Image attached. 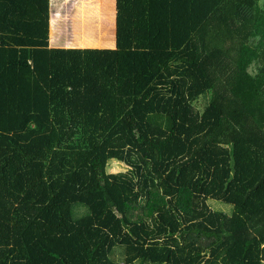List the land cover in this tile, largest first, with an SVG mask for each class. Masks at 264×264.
Listing matches in <instances>:
<instances>
[{
    "label": "trees",
    "instance_id": "obj_1",
    "mask_svg": "<svg viewBox=\"0 0 264 264\" xmlns=\"http://www.w3.org/2000/svg\"><path fill=\"white\" fill-rule=\"evenodd\" d=\"M146 12L164 56L153 74L122 54L137 76L118 115L117 60L91 74L110 53L49 49V0H0V264H264V0Z\"/></svg>",
    "mask_w": 264,
    "mask_h": 264
},
{
    "label": "crops",
    "instance_id": "obj_2",
    "mask_svg": "<svg viewBox=\"0 0 264 264\" xmlns=\"http://www.w3.org/2000/svg\"><path fill=\"white\" fill-rule=\"evenodd\" d=\"M59 1V2H58ZM52 0H49V49L52 50H64V51H79L88 49L91 51H96L100 53H110L108 57L103 58L102 56H99L97 61V66L99 64H102L104 60H107L108 58L112 61L117 60L118 62L122 61V54L124 52H132V51H138L136 47V40L143 36L144 34H139L141 31L142 33H146L147 36V12H146V6H147V0H142L141 4L138 0H96L94 3V7L96 6V10L99 13H102V15L96 16V23H97V30L98 31H104L103 27L105 29H110L111 35L117 39H129V45L126 43L124 45H121L120 40L117 41L114 45L111 46H88L89 48H86L84 46H69L67 43L62 45L59 44L57 41L53 44V37L54 32H57L59 30V25H61V28L63 30H67V32H81V36H83L84 33V23L86 21L83 14H76L74 12V6L77 3H80L78 0H57L55 3V8L52 14ZM62 6L60 9L59 7ZM140 8V10H139ZM66 9V11H65ZM62 10L61 14L57 15V11ZM95 12V11H94ZM103 12L105 15H103ZM141 12V14H140ZM108 13V14H106ZM77 22V25H74L73 23ZM65 23V27L63 24ZM105 23V24H104ZM77 28V29H76ZM79 28V30H78ZM81 28V29H80ZM61 36V35H60ZM84 64H87L84 62ZM103 66H98L97 68H94L91 70V74L97 77V79H102L103 77L107 76L106 72L103 71ZM137 76V70L136 68H133L131 71H129V74L127 77L120 78L118 75H116L114 78L109 77V82H114V88H116L115 98L114 101L111 102L110 105V112L114 113L116 112L118 115L122 113V109L124 105L122 104L124 102V99L130 95L131 88L127 87V85L131 86L133 82H135V77ZM107 78V77H106ZM129 81V82H128ZM125 84L124 89H121V85ZM116 84V85H115ZM136 95V94H135ZM118 102V103H117ZM117 103V105H116Z\"/></svg>",
    "mask_w": 264,
    "mask_h": 264
},
{
    "label": "rangeland",
    "instance_id": "obj_3",
    "mask_svg": "<svg viewBox=\"0 0 264 264\" xmlns=\"http://www.w3.org/2000/svg\"><path fill=\"white\" fill-rule=\"evenodd\" d=\"M57 0H52V14L55 8V3ZM70 1V0H69ZM80 1V3H77L74 6V12L76 14H83L86 21L84 23V33L83 36H81V32H67V30H63L61 28V25H59V30L57 32V36H56V32H54V37H53V44L57 41L59 44H68L69 46H84L86 48H89L88 46H94V45H99V46H111L114 45L115 43H117L118 40H120L121 45H124L125 43L127 45H129V39H117L115 37H113L111 35V31L110 29H104V31H98L97 30V23H96V14L97 16L102 15V13H99L96 10V6L94 7V3L96 0H78ZM139 3L141 4L142 0H138ZM59 2V1H58ZM61 2V0H60ZM60 9L62 8V6L59 7ZM140 10V8H139ZM66 11V9H65ZM95 11V12H94ZM62 10L57 11V15L61 14ZM108 14V13H106ZM141 14V12H140ZM103 15H105V13L103 12ZM74 25H77V22L73 23ZM105 24V23H104ZM63 26L65 27V23L63 24ZM77 29V28H76ZM81 29V28H80ZM79 30V28H78ZM139 34H144L143 36H140L137 40H136V47L137 49H144L145 51V56L141 57V53L139 52V54L137 55V52L135 53V59H139L141 57V59H139V64H144V65H148L149 64V69L153 72V74H156L157 68L160 66V59L164 56V54H156L155 52L152 51H148L146 48V41H147V36L145 35L146 33H142L141 31L139 32ZM61 35V36H60ZM94 51V50H93ZM91 50L88 49H84V50H79L78 52L81 53V57L86 59V62H88L90 60V58H94L96 57V52H93ZM129 56V58L132 56V62H133V53L127 54ZM115 67V64L114 66ZM129 62L128 60H124L121 62H118V66H117V72L119 74V77L122 78L124 77V71L126 72V74H129ZM110 71L114 72V68L110 69ZM88 81V77L87 78H83V86H85V83ZM80 82V78H76V80L74 82H72L73 85H77ZM93 96H95V93L93 94ZM86 98H88L86 96ZM207 97L206 96H202L199 98L198 102H195V107L199 108L200 110H202L203 104L205 101L206 102ZM102 103H91L88 100L85 101V106L90 110L91 113L88 114V116L86 117V119H88L89 121V128H91V130L95 131L94 134L96 137H100V135H102V133L100 132H96V131H100V127H102L103 123L102 120L104 117V112H105V107L103 105H100ZM107 104V103H106ZM98 120V123H95V121ZM107 125V121H105L104 125H103V130L105 129ZM108 127V126H107ZM84 141V139H83ZM89 141H91V138H89ZM125 171V166L122 162L116 161L114 159H111L108 161L107 163V172L109 173H118V172H123ZM208 205L210 207L211 210L213 211H219V212H223L224 214L230 216L232 214L233 211V207L232 205L223 203L221 201H216V200H208ZM120 249V248H117ZM121 252V251H119Z\"/></svg>",
    "mask_w": 264,
    "mask_h": 264
}]
</instances>
